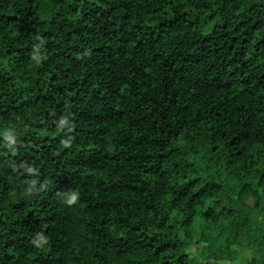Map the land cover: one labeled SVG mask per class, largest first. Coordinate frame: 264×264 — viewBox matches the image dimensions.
<instances>
[{"label": "trees", "instance_id": "trees-1", "mask_svg": "<svg viewBox=\"0 0 264 264\" xmlns=\"http://www.w3.org/2000/svg\"><path fill=\"white\" fill-rule=\"evenodd\" d=\"M244 247L264 264V0H0V264Z\"/></svg>", "mask_w": 264, "mask_h": 264}, {"label": "rangeland", "instance_id": "rangeland-1", "mask_svg": "<svg viewBox=\"0 0 264 264\" xmlns=\"http://www.w3.org/2000/svg\"><path fill=\"white\" fill-rule=\"evenodd\" d=\"M256 194L254 192H247L244 194V201L247 205L253 206L254 202L256 200ZM251 252L247 248H240L238 250L236 259L234 262L230 261H222L224 264H244L250 257H251Z\"/></svg>", "mask_w": 264, "mask_h": 264}]
</instances>
